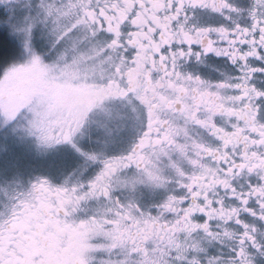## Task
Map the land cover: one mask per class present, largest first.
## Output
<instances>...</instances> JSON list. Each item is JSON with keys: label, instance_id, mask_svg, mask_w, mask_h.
I'll return each instance as SVG.
<instances>
[{"label": "snow or ice", "instance_id": "snow-or-ice-1", "mask_svg": "<svg viewBox=\"0 0 264 264\" xmlns=\"http://www.w3.org/2000/svg\"><path fill=\"white\" fill-rule=\"evenodd\" d=\"M0 264H264V0H0Z\"/></svg>", "mask_w": 264, "mask_h": 264}]
</instances>
